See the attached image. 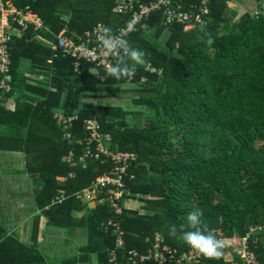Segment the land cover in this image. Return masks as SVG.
<instances>
[{
    "label": "trees",
    "instance_id": "1",
    "mask_svg": "<svg viewBox=\"0 0 264 264\" xmlns=\"http://www.w3.org/2000/svg\"><path fill=\"white\" fill-rule=\"evenodd\" d=\"M7 1L28 7L48 31L39 32L41 41L29 30L11 42L12 87L21 91L22 59L44 81L23 88L14 110L4 106L12 90H0V151L25 155L26 171L41 183L36 207L50 225L85 227L83 251L97 253L106 263L114 243L111 232L102 228L112 216L108 203L102 200L87 211L74 196L110 168L104 158L79 162L85 119L111 136L108 150L136 156L128 169L133 179H126L125 198L139 200L142 207L119 217L127 250L146 251V239L156 235L179 250L190 248L182 231L189 230L187 216L195 210L202 211V225L216 237L242 236L250 227L264 225V15H238L229 10V0H209L205 35L198 24L187 30L180 24L164 26L153 14L142 22L144 28L138 23L125 37L146 52L147 60L128 81L83 61L75 71L74 60L54 57L48 44L61 31L79 42L84 32L101 24L116 34L130 16L112 11L115 0ZM110 89L114 95L120 90L133 94L132 107L104 101ZM57 110L77 116L70 139L53 119ZM69 151L74 167L63 160ZM59 189L66 198L51 204ZM76 211H84L83 216L73 217ZM172 225L178 229L175 235L169 234ZM255 254L264 264V233ZM0 264L46 263L35 246L8 235L0 224ZM205 264L225 263L219 258Z\"/></svg>",
    "mask_w": 264,
    "mask_h": 264
},
{
    "label": "built area",
    "instance_id": "2",
    "mask_svg": "<svg viewBox=\"0 0 264 264\" xmlns=\"http://www.w3.org/2000/svg\"><path fill=\"white\" fill-rule=\"evenodd\" d=\"M112 11L117 14H129L130 18L125 27L118 29L115 35L124 38L132 31L127 30V25L135 21L134 28L139 23L147 20L151 15H159L164 26L174 24L184 25V29H190L194 25L206 24L209 18V0H115ZM100 25L84 32L79 42L64 35L61 31L54 35L55 40L48 42L51 49L62 57H70L74 60V69L78 70L80 62L92 63L106 67L104 49L100 45ZM31 30L33 38L43 40L39 32L48 31L43 20L28 7L17 8L10 1L0 0V90L8 93L12 90V75L10 69V45L14 38L23 37ZM115 63L116 57H111ZM151 72L154 69L147 66ZM142 82L145 80L142 79ZM55 120L61 126L64 138L70 139L71 124L77 116L55 114ZM83 128L86 133L84 138V150L78 158L79 162L86 159L100 160L109 163V170L97 176L90 184L74 196L86 203L106 201L112 212V216L102 224V228L110 231L114 237L113 247L107 252L106 264H202L209 260L200 253L189 248H178L165 244L163 239L156 235L153 240L146 239L149 247L144 252L135 249H126L124 231L119 222V217L125 210L135 209L132 201L126 199V179L132 180L133 175L128 174L131 164L136 161V156L129 152H113L107 149L106 144L111 140L109 134H103L100 127L93 119H85ZM69 165L74 167L76 161L73 151H69L63 158ZM103 161V162H104ZM85 167V164H82ZM68 177H74L70 173ZM67 178V177H66ZM60 193L51 204L59 203L65 199ZM264 233V225L250 227L242 236L217 237L224 241L223 255L220 257L228 264H262L258 260L255 249L259 237Z\"/></svg>",
    "mask_w": 264,
    "mask_h": 264
},
{
    "label": "crops",
    "instance_id": "3",
    "mask_svg": "<svg viewBox=\"0 0 264 264\" xmlns=\"http://www.w3.org/2000/svg\"><path fill=\"white\" fill-rule=\"evenodd\" d=\"M229 2L232 4L229 8L238 12V15L244 12L264 15V0H229ZM260 8L263 11L259 12ZM24 61H27V64H24ZM20 73L21 91H24L23 88L40 86L44 81V76L33 70L27 59L21 60ZM49 89L54 90L52 87ZM21 91L12 87L13 94L4 102L7 109L14 110L15 98ZM55 114L64 115L60 110L54 111L53 119ZM6 169L10 171L5 173ZM0 170L4 171L0 174V224L5 227L8 235L17 236L23 243L35 246L43 255L46 264H103L104 259L100 261L101 257L97 253L83 251L88 242V232L85 227H76L72 230L56 228L50 225L46 217L37 209L35 196L41 188V183L36 176H31L26 171V159L23 153L0 151ZM66 179L65 177L59 181ZM60 193H63L61 189L58 190V195ZM130 201L135 208L131 210L141 209L142 204L139 200L130 199ZM82 202L86 204L87 211H91L99 203ZM83 214L84 211H76L73 217L81 218ZM81 229L87 232L86 240L83 234L79 235ZM205 261L202 264H205ZM222 262L228 264L224 260Z\"/></svg>",
    "mask_w": 264,
    "mask_h": 264
},
{
    "label": "clouds",
    "instance_id": "4",
    "mask_svg": "<svg viewBox=\"0 0 264 264\" xmlns=\"http://www.w3.org/2000/svg\"><path fill=\"white\" fill-rule=\"evenodd\" d=\"M134 23L135 21L127 25L128 31L135 30ZM99 28V41L104 49L107 76L116 80L127 79L131 81L136 74L137 67L147 63L145 59L146 52L133 47L123 36L115 35L109 26L101 24ZM206 29L207 25L201 23L199 30L208 35ZM208 42H212L210 38ZM111 57H116L115 63L111 62ZM202 215L203 213L200 210L189 212L187 216V228L189 230L182 231V239L191 249L205 258L210 260L219 259L223 255L224 241L218 239L212 231L202 225ZM177 231V226L172 225L169 229V234L175 235Z\"/></svg>",
    "mask_w": 264,
    "mask_h": 264
},
{
    "label": "rangeland",
    "instance_id": "5",
    "mask_svg": "<svg viewBox=\"0 0 264 264\" xmlns=\"http://www.w3.org/2000/svg\"><path fill=\"white\" fill-rule=\"evenodd\" d=\"M227 6H228V8L229 7L231 8V6H232L231 2L228 1ZM263 7H264V4H263ZM230 8H229V10H231ZM231 11L236 12L235 10H231ZM258 11L260 12V11H263V10L260 8ZM255 15H258V14H255ZM24 64H27V61H24ZM108 91L110 93H109V95L107 96V98L104 101L110 102L112 104L121 105V106H123V107H125L127 109H130L132 107L131 99L133 97V94L127 93L125 91L120 90V91L116 92L117 93L116 95H114L113 94V89H110ZM8 171H10V170L9 169H6L5 170V173L8 172ZM3 172L4 171H1L0 170V174H2ZM8 175H10V174H8ZM6 176H7V174H6ZM82 234L85 236V240H86L87 239V232H86V230L81 229V232H79V235L81 236Z\"/></svg>",
    "mask_w": 264,
    "mask_h": 264
}]
</instances>
